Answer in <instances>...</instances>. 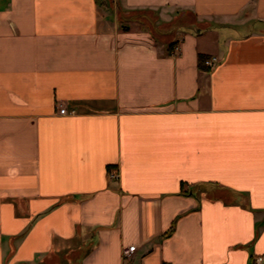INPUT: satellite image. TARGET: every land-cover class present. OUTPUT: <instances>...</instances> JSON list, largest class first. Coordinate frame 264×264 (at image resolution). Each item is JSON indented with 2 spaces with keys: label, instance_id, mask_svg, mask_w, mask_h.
Returning <instances> with one entry per match:
<instances>
[{
  "label": "crops",
  "instance_id": "0c3cea01",
  "mask_svg": "<svg viewBox=\"0 0 264 264\" xmlns=\"http://www.w3.org/2000/svg\"><path fill=\"white\" fill-rule=\"evenodd\" d=\"M257 258L264 0H0V264Z\"/></svg>",
  "mask_w": 264,
  "mask_h": 264
},
{
  "label": "built area",
  "instance_id": "2783aa9c",
  "mask_svg": "<svg viewBox=\"0 0 264 264\" xmlns=\"http://www.w3.org/2000/svg\"><path fill=\"white\" fill-rule=\"evenodd\" d=\"M205 64L208 65V66H211L212 62L211 61H207ZM133 250H134V247H129V248H127V249H125L123 251V255L128 256ZM259 261H260V258H257L255 260V264H258Z\"/></svg>",
  "mask_w": 264,
  "mask_h": 264
},
{
  "label": "trees",
  "instance_id": "16d2710c",
  "mask_svg": "<svg viewBox=\"0 0 264 264\" xmlns=\"http://www.w3.org/2000/svg\"><path fill=\"white\" fill-rule=\"evenodd\" d=\"M198 59H199V66H200V68H204L205 67L206 57L199 56Z\"/></svg>",
  "mask_w": 264,
  "mask_h": 264
}]
</instances>
